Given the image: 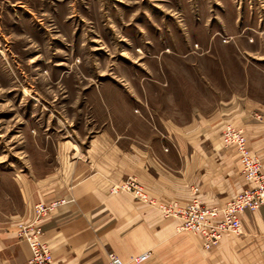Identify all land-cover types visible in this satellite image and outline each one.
<instances>
[{"label": "rangeland", "instance_id": "1", "mask_svg": "<svg viewBox=\"0 0 264 264\" xmlns=\"http://www.w3.org/2000/svg\"><path fill=\"white\" fill-rule=\"evenodd\" d=\"M233 100L264 110V0H0V176L132 110L157 130Z\"/></svg>", "mask_w": 264, "mask_h": 264}, {"label": "crops", "instance_id": "2", "mask_svg": "<svg viewBox=\"0 0 264 264\" xmlns=\"http://www.w3.org/2000/svg\"><path fill=\"white\" fill-rule=\"evenodd\" d=\"M259 110L233 100L187 123L163 121L157 130L132 110L136 127L119 130L108 121L89 135L53 142L46 168L0 176V264H26L29 245L13 227L30 217L35 202L58 199L64 202L43 220L53 264H108L109 251L129 261L146 250L148 259L127 264H264V205L241 213V235L225 236L206 251L197 235L177 231L178 218L110 191L131 176L157 200L184 204L197 187L206 205L225 203L247 182L235 147L222 142V127L227 121L241 127L264 165Z\"/></svg>", "mask_w": 264, "mask_h": 264}, {"label": "built area", "instance_id": "3", "mask_svg": "<svg viewBox=\"0 0 264 264\" xmlns=\"http://www.w3.org/2000/svg\"><path fill=\"white\" fill-rule=\"evenodd\" d=\"M222 142L233 145L238 152L241 173L247 182L246 187L221 205H206L198 196L197 187H192V196L185 205L177 201L152 199L144 186L135 178L127 177L110 186L112 193L127 192L135 199L157 207L165 216L180 220L179 229L194 233L200 238L201 246L210 250L216 247L225 236L242 233L240 215L245 210H256L264 205V165L253 155L247 146L244 130L230 121L224 123L221 131ZM64 199L34 203L29 219L18 223L17 235L25 240L30 248L26 264H53L48 243L43 239V220ZM152 254L151 250L130 256L131 262H142ZM108 264H126V261L113 251L107 254Z\"/></svg>", "mask_w": 264, "mask_h": 264}]
</instances>
